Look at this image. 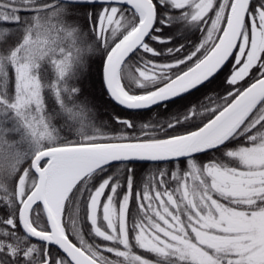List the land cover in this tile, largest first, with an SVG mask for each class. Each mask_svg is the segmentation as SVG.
<instances>
[{
    "label": "snow or ice",
    "instance_id": "snow-or-ice-1",
    "mask_svg": "<svg viewBox=\"0 0 264 264\" xmlns=\"http://www.w3.org/2000/svg\"><path fill=\"white\" fill-rule=\"evenodd\" d=\"M0 264H264V0H0Z\"/></svg>",
    "mask_w": 264,
    "mask_h": 264
},
{
    "label": "trees",
    "instance_id": "trees-1",
    "mask_svg": "<svg viewBox=\"0 0 264 264\" xmlns=\"http://www.w3.org/2000/svg\"><path fill=\"white\" fill-rule=\"evenodd\" d=\"M83 89L87 95L95 98L97 104L99 105L98 111L102 114L100 116L101 120L111 122V116L113 114L122 116L132 115L131 113L124 112L118 106L107 101V98L102 91L100 71L97 66L94 65L92 67L90 73L87 75V79L83 81ZM136 167L137 173L140 176H143L151 168L149 165H137Z\"/></svg>",
    "mask_w": 264,
    "mask_h": 264
}]
</instances>
